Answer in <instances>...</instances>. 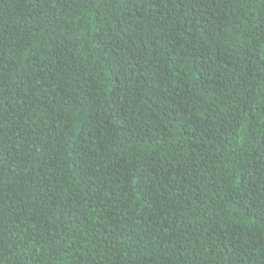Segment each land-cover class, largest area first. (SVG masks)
Returning <instances> with one entry per match:
<instances>
[{"label": "trees", "instance_id": "16d2710c", "mask_svg": "<svg viewBox=\"0 0 264 264\" xmlns=\"http://www.w3.org/2000/svg\"><path fill=\"white\" fill-rule=\"evenodd\" d=\"M0 264H264V0H0Z\"/></svg>", "mask_w": 264, "mask_h": 264}]
</instances>
